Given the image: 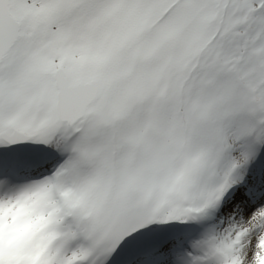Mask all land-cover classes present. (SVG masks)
Segmentation results:
<instances>
[{
    "label": "snow or ice",
    "instance_id": "6c2138e0",
    "mask_svg": "<svg viewBox=\"0 0 264 264\" xmlns=\"http://www.w3.org/2000/svg\"><path fill=\"white\" fill-rule=\"evenodd\" d=\"M0 264H264V0H0Z\"/></svg>",
    "mask_w": 264,
    "mask_h": 264
}]
</instances>
